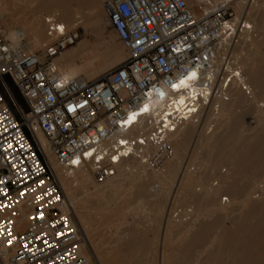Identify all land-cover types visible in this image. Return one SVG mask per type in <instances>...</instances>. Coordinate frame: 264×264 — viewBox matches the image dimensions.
Segmentation results:
<instances>
[{
  "label": "built area",
  "instance_id": "1",
  "mask_svg": "<svg viewBox=\"0 0 264 264\" xmlns=\"http://www.w3.org/2000/svg\"><path fill=\"white\" fill-rule=\"evenodd\" d=\"M205 7L196 14L185 0H106L105 21L127 58L93 81L68 79L54 63L80 39L77 31L29 52L0 26V264H89L38 132L60 166L92 169L104 183L127 159L161 168L183 122L211 96L228 101L241 73L228 50L251 29L229 6ZM186 78L205 96L183 88ZM181 94L187 103L178 109Z\"/></svg>",
  "mask_w": 264,
  "mask_h": 264
},
{
  "label": "bare ground",
  "instance_id": "2",
  "mask_svg": "<svg viewBox=\"0 0 264 264\" xmlns=\"http://www.w3.org/2000/svg\"><path fill=\"white\" fill-rule=\"evenodd\" d=\"M30 1H39L40 4H29L35 5L36 9L23 20L18 17L16 23L21 24V29L14 30L12 33L10 32L12 30H9L10 34H7L16 46L22 44L21 37L25 39L29 52L43 47L50 36L59 38L70 33L76 28V18L81 16L83 12L91 19H96L94 23L97 28L102 25V20L97 19L100 11L103 10L104 13V5L102 6L101 0ZM185 1L193 8L202 2L206 5L205 10L207 11L211 8L208 7L209 4L233 6L236 15L234 21H240L241 17H245L246 20L243 21L245 28L251 29V31L243 30L244 41L242 44L244 46L236 45L234 47L236 55L245 50L246 55L240 57L243 69L237 77H234L226 92L228 101L225 102L220 98L211 96L207 99L206 108L205 106L201 107L202 112H200V109L191 119L183 122L171 136L170 140L173 144L174 155L171 158L172 161L168 162L167 171L164 174L171 177L172 187L178 181L176 183L178 184L176 186L177 193L180 198L189 199L192 206L188 207L191 210H186L188 214L180 219H176L177 217L174 216L166 220L165 233H170L173 229L180 231V241L181 245L184 246V250L173 252V255H170L167 259L164 258L163 264H216L219 259L222 261L221 264H225V262L228 264H264V261L259 259L262 251L264 254V247L254 241L259 232L264 235V191L261 190L257 194L256 185L250 188H242L239 180L236 179V176L241 175L243 167L256 165L264 157V147L255 149L248 145L240 150L227 149L239 140L240 133L237 131V127L243 113L253 112L261 118L264 117V109L262 108L264 105L259 104V100L264 98V0ZM254 25H258L262 30L263 35L258 39L252 37ZM51 29L54 30V33L50 35L48 31ZM8 32L6 31V33ZM89 51L90 47L87 43H78L55 58L54 63L64 77L89 81L105 75L110 67L120 63L125 57V53L118 50L112 60L96 62V58L87 59ZM79 60H82L81 65ZM182 86L183 88L192 89L193 94L202 92V95L205 96L204 91L195 90L196 88L189 78L182 81ZM244 88L250 91L249 94L244 91ZM168 95V93H163L156 101L155 106H161L163 98H167ZM176 100L178 109L187 103V97L183 94L179 95ZM203 112H205L204 116H202ZM136 134V132H133L131 135L135 136ZM36 138L47 156L52 170L54 171L55 168L56 173L55 171L54 173L57 175L66 198L73 207V223L81 240L80 254L89 264H93L88 231L95 220L88 212H91L93 207L99 212L100 207L104 208V206L99 205H104V203L101 204L98 200L91 199L88 196L84 199L78 198L75 195L74 183H93L91 195L94 196L105 195L107 192L109 194L115 193V191L111 192V190H114L113 185L122 179L130 180L132 185L135 182L141 184L139 188V191H141L145 188L142 184L147 183L152 177L146 175L148 167L142 159L124 160L114 167L117 171L115 176L101 185H97L92 180V176H94L92 169L77 168L70 170L60 166L51 155L45 137L38 132ZM199 155H202V158H199ZM186 158L188 159V165L186 164V168L184 167L185 169L180 172L181 166H183L182 163ZM197 159L201 160L200 165H195ZM153 172L155 173L154 170ZM199 203L205 204L206 209H209L208 213H205L207 215H201L202 213L199 211L195 212L194 208ZM127 208L131 209V214H141L137 213L140 206H129ZM120 215L117 214V218H122L126 214L123 213L122 217ZM213 215L229 217L238 223L239 228L233 233V238L228 237L225 241H220V237L213 239L210 246L211 252L207 257H203L202 252L198 255V258L190 261L187 258L190 253L189 243L204 239V233L210 227L208 218ZM118 222H122V219ZM126 232L122 238H131L130 231L126 230ZM94 253L96 256V252Z\"/></svg>",
  "mask_w": 264,
  "mask_h": 264
},
{
  "label": "rangeland",
  "instance_id": "3",
  "mask_svg": "<svg viewBox=\"0 0 264 264\" xmlns=\"http://www.w3.org/2000/svg\"><path fill=\"white\" fill-rule=\"evenodd\" d=\"M105 2L106 0H101L102 6ZM29 4H40V2L30 0H0V26H2V28L7 32L12 30L10 31L11 33L14 32V30H20L22 26L21 24L16 23V19L19 17L23 20L29 17L36 9L35 5ZM200 4L195 5L194 8L191 7L196 14L201 12L203 3L201 2ZM229 7L233 11L235 17L236 15L233 6ZM104 16L105 14L103 13V10L98 13L97 19L100 21L102 20V25L98 28L94 23L96 19H91L85 14V12H83L81 16H78L75 22L76 28L72 31H77L80 34V40L74 45L69 46L62 52V54H64L68 49L76 46L78 43L85 42L90 47L87 59L96 58V62L112 60L118 50H122L125 53V57L122 61L110 67L108 72L121 64L127 58V51L115 32L106 23ZM245 20V17L240 18V21ZM7 34L10 33L8 32ZM262 35V30L258 27V25H254L252 37L258 39ZM240 36L239 43L236 45L244 46V44H242L244 41L243 34L241 33ZM20 39L22 44L23 42L26 43L25 39L22 37ZM57 39L58 38L56 37L50 36V39L43 45V47L35 49L33 52L42 50L45 46L54 43ZM236 45L230 46L228 53L232 58L233 66L242 71V60L240 57H244L246 55V50L241 52L239 55H236V53H234V47ZM79 63L81 65L82 60H79ZM259 104L264 105V98L259 100ZM262 108L264 109V106H262ZM202 111L203 110L201 109L200 112ZM204 113L205 112H203L202 116H204ZM239 123L240 124H238L237 127V131L240 133L239 140L236 144L227 147V149L234 148L236 150H240L244 149L248 145L255 149L263 148L264 117L261 118L256 113L247 112L242 114ZM187 158L184 161L185 163H182L183 166H181L180 172H182V170L188 165ZM199 158H202V155ZM170 159H168L161 168L154 170L155 173L149 168L146 169V175L152 177L147 183L142 184L145 188L141 191H139L141 184L135 182L132 185L130 180L122 179L121 181L114 183V190H111V192L115 191V193L109 194L107 192L105 195L94 196L91 195L92 188L94 186L93 183H74L75 195L78 198L80 197V199H84L88 196L91 199L98 200L101 204L104 203V205H99L104 206V208L100 207L101 209L99 212L96 211L93 206V210L88 212L95 220L94 224L90 225L88 231L90 242L92 243H90V246L92 250L93 264H163L164 258L167 259L170 255H173V252L176 253L178 250H184V246L181 245L180 241V231L173 229L170 233H165L166 220L174 216L175 218L177 217L176 219H180L184 215L188 214L186 210H191V208L188 207L192 206V202L189 199L184 200L180 198V195L177 193L176 186L178 184L176 183L178 181H176L175 186L172 187L173 182L171 177L164 174L167 171L166 166L168 162L172 161V159ZM259 161L256 165L243 167V169H241V175L236 176V179L239 180L242 188H250L253 185H256L257 194H259V191L261 190L264 191V157H262ZM200 164L201 160L197 159L195 165ZM115 170L116 168L112 170L111 177L115 176L117 173ZM92 180L97 185L102 184L98 183L94 176H92ZM129 206H140L137 213L141 214H131V209L127 208ZM206 208L205 204L199 203L194 209L195 212L199 211L202 213L201 215H204L209 211V209ZM203 209L206 210L201 211ZM123 213L126 214L124 217H122ZM117 214H121L120 217L122 218H117ZM220 216L213 215L208 218L210 227L208 231L204 233L203 240L189 243V246L187 245L190 251L187 258L190 261L198 258V255L202 252L203 257H207V255L211 252L210 246L213 239L220 237V241H225L228 237L233 238V233H235V231L239 228L237 225L238 223L234 222L233 219L229 217ZM121 219L122 222L119 223L118 220ZM126 230L130 231V235L132 234L129 239L122 238ZM261 231H263V229ZM254 241L264 247V235L261 232L258 233V237ZM93 250L96 252V256ZM259 259L260 261H264L263 251L259 256ZM217 261L218 262H216V264H221L220 262H222L220 259ZM225 264L228 263L225 262Z\"/></svg>",
  "mask_w": 264,
  "mask_h": 264
}]
</instances>
